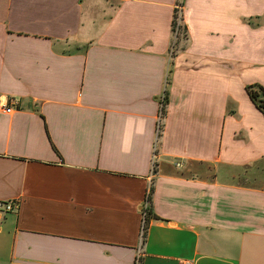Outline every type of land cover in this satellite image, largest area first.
<instances>
[{
    "label": "crops",
    "instance_id": "crops-1",
    "mask_svg": "<svg viewBox=\"0 0 264 264\" xmlns=\"http://www.w3.org/2000/svg\"><path fill=\"white\" fill-rule=\"evenodd\" d=\"M178 1L0 0V264H264V0Z\"/></svg>",
    "mask_w": 264,
    "mask_h": 264
},
{
    "label": "built area",
    "instance_id": "built-area-1",
    "mask_svg": "<svg viewBox=\"0 0 264 264\" xmlns=\"http://www.w3.org/2000/svg\"><path fill=\"white\" fill-rule=\"evenodd\" d=\"M180 2V5L176 7L178 8L179 10V20H178V24H177V27L175 29V36H176V39L177 37L179 36V33H180V28L183 26L182 25V17H181V9L183 7V3H184V0H179ZM175 45V44H174ZM174 50V46L172 47V52ZM166 100H167V79H166V84H165V89H164V92L162 93L161 97H160V113H159V117H158V125H157V134L159 135L161 133V130H162V123H163V119H164V110L166 108ZM15 105H18V103H15ZM12 107H8L6 108V112L7 113H11L12 112ZM157 159V153L154 154V161H153V167L155 168V160ZM178 167H181L182 164L179 163L177 164ZM149 194L148 193V199L146 200V203L144 205V209H145V218L147 217V209L149 208ZM19 203L17 201H8V202H5V203H1L0 204V209L5 212V213H15V212H18L19 210ZM144 231H145V223H144ZM139 260H140V256L138 257L137 259V263L136 264H139ZM185 264H188V263H185Z\"/></svg>",
    "mask_w": 264,
    "mask_h": 264
},
{
    "label": "trees",
    "instance_id": "trees-1",
    "mask_svg": "<svg viewBox=\"0 0 264 264\" xmlns=\"http://www.w3.org/2000/svg\"><path fill=\"white\" fill-rule=\"evenodd\" d=\"M179 5H180V2L178 1L177 6ZM178 20H179V10L176 7L175 14H174V21H173V31H175L177 27ZM181 31H182V27L180 28V33ZM247 92L253 104L264 115V87L261 85L249 86L247 87ZM167 104H168V93H167L166 106ZM165 114H166V108L164 110V117H165ZM152 193H153V189L150 190V196L152 195ZM150 200H152V197H150ZM155 218L156 217L153 214L151 207H149L147 210L146 227H147L148 222L151 219H155ZM140 261L141 259L139 260V264H141Z\"/></svg>",
    "mask_w": 264,
    "mask_h": 264
},
{
    "label": "rangeland",
    "instance_id": "rangeland-1",
    "mask_svg": "<svg viewBox=\"0 0 264 264\" xmlns=\"http://www.w3.org/2000/svg\"><path fill=\"white\" fill-rule=\"evenodd\" d=\"M183 41H184V39H183V36H182V37H180L178 42H183Z\"/></svg>",
    "mask_w": 264,
    "mask_h": 264
}]
</instances>
